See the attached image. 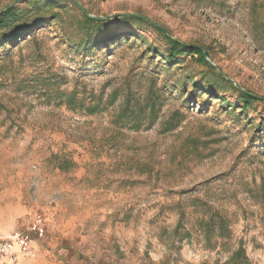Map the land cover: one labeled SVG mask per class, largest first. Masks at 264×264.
Instances as JSON below:
<instances>
[{
    "label": "rangeland",
    "instance_id": "rangeland-1",
    "mask_svg": "<svg viewBox=\"0 0 264 264\" xmlns=\"http://www.w3.org/2000/svg\"><path fill=\"white\" fill-rule=\"evenodd\" d=\"M8 6L33 24L0 43V237L39 215L46 229L19 264H225L240 247L264 264V103L244 108L218 77L264 98V0ZM131 15L205 49L211 67L169 64L166 38ZM72 92L74 107L59 103ZM216 213L224 247L199 224Z\"/></svg>",
    "mask_w": 264,
    "mask_h": 264
},
{
    "label": "trees",
    "instance_id": "trees-1",
    "mask_svg": "<svg viewBox=\"0 0 264 264\" xmlns=\"http://www.w3.org/2000/svg\"><path fill=\"white\" fill-rule=\"evenodd\" d=\"M36 6V4H35ZM36 8V7H35ZM30 15L26 11H20V9L15 8L14 6H8L5 9L0 11V43L9 42V41H16L18 38H20L33 24L30 21ZM127 18H124L125 21L130 22H144V23H150L149 25H152L155 27L159 32L164 36L168 42V49H167V58L165 59L169 64H172L173 62H176L178 60L179 56H182L184 54H190L191 56H197L198 60H200L203 64L210 66V63L206 60L207 52L205 49H202L197 46L188 45L185 43H182L178 40H175L169 36L167 31L163 29L162 27L151 23L149 20H147L144 17H141L139 15H131L126 16ZM84 23L90 27H94L95 29L99 30L100 33L104 34L101 38H107V32L105 31V22L102 20L90 18L88 14L85 13L84 15ZM99 33V32H97ZM101 42V41H99ZM213 69V67H212ZM224 83H227L233 87L237 92L240 93L242 98V104L244 108H248L252 106L255 102H262L264 103V98L259 96H253L249 94L246 91H241L239 88L234 87L231 81L226 79L223 75L218 76ZM59 103L60 104H67L70 107H74L77 100V93H60L58 95ZM64 98H68L65 100ZM84 106V105H82ZM154 102L152 103V108L154 107ZM98 111V106L89 107L90 113H95ZM181 221L178 223L177 227L175 228V236L178 238V241L181 242L185 240L189 236V232L182 230H185V227L183 225L182 219L184 218V213H180ZM199 224L201 228H203L205 235L207 237L216 236L218 237L220 242V246L224 247L226 243L224 240H229L231 238V231L228 226V221L219 213L213 214L210 216L209 220L202 219L199 221ZM217 244V243H216ZM225 264H248V257L246 256V251L243 247H240L237 249L230 260L226 262Z\"/></svg>",
    "mask_w": 264,
    "mask_h": 264
},
{
    "label": "built area",
    "instance_id": "built-area-1",
    "mask_svg": "<svg viewBox=\"0 0 264 264\" xmlns=\"http://www.w3.org/2000/svg\"><path fill=\"white\" fill-rule=\"evenodd\" d=\"M45 234V221L39 215L27 229L0 237V264H19L21 258L31 254L36 240L44 238Z\"/></svg>",
    "mask_w": 264,
    "mask_h": 264
},
{
    "label": "water",
    "instance_id": "water-1",
    "mask_svg": "<svg viewBox=\"0 0 264 264\" xmlns=\"http://www.w3.org/2000/svg\"><path fill=\"white\" fill-rule=\"evenodd\" d=\"M90 18H97V17H95V16H91V15H88ZM242 91H245V90H243L241 87H239ZM249 94H251V95H253V96H256V95H254V94H252V93H249Z\"/></svg>",
    "mask_w": 264,
    "mask_h": 264
},
{
    "label": "bare ground",
    "instance_id": "bare-ground-1",
    "mask_svg": "<svg viewBox=\"0 0 264 264\" xmlns=\"http://www.w3.org/2000/svg\"><path fill=\"white\" fill-rule=\"evenodd\" d=\"M9 261H11V258H9Z\"/></svg>",
    "mask_w": 264,
    "mask_h": 264
}]
</instances>
